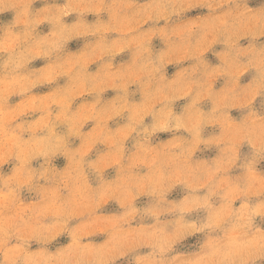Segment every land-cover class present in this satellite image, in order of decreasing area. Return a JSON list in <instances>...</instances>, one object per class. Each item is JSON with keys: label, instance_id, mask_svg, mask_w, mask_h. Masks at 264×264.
<instances>
[{"label": "rangeland", "instance_id": "1", "mask_svg": "<svg viewBox=\"0 0 264 264\" xmlns=\"http://www.w3.org/2000/svg\"><path fill=\"white\" fill-rule=\"evenodd\" d=\"M0 264H264V0H0Z\"/></svg>", "mask_w": 264, "mask_h": 264}]
</instances>
